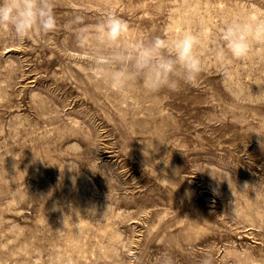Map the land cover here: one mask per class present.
I'll list each match as a JSON object with an SVG mask.
<instances>
[{
  "label": "rangeland",
  "instance_id": "1",
  "mask_svg": "<svg viewBox=\"0 0 264 264\" xmlns=\"http://www.w3.org/2000/svg\"><path fill=\"white\" fill-rule=\"evenodd\" d=\"M57 28L0 31V264H250L264 258V50L221 67L222 20L264 0H55ZM205 33L197 81L159 101L99 80L78 36Z\"/></svg>",
  "mask_w": 264,
  "mask_h": 264
},
{
  "label": "clouds",
  "instance_id": "2",
  "mask_svg": "<svg viewBox=\"0 0 264 264\" xmlns=\"http://www.w3.org/2000/svg\"><path fill=\"white\" fill-rule=\"evenodd\" d=\"M55 7V0H0V31L11 33L18 42L36 33H51L58 24ZM128 32L125 20L109 14L77 38L89 51L97 78L113 92L138 88L159 101L181 85L197 81L206 63L203 31L174 28L167 35L136 40L126 39ZM215 39L218 44L212 58L221 67L246 60L264 50V15L227 16ZM7 98L6 86H0V102ZM158 261L175 264L167 251L161 252ZM250 264H264V258L251 255Z\"/></svg>",
  "mask_w": 264,
  "mask_h": 264
}]
</instances>
